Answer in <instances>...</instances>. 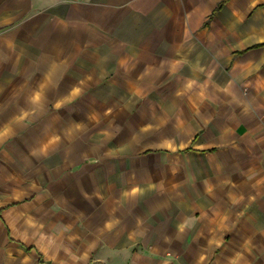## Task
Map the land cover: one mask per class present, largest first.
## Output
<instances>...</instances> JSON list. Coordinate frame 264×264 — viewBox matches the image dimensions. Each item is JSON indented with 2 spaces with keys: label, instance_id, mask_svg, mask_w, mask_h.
I'll use <instances>...</instances> for the list:
<instances>
[{
  "label": "crops",
  "instance_id": "1",
  "mask_svg": "<svg viewBox=\"0 0 264 264\" xmlns=\"http://www.w3.org/2000/svg\"><path fill=\"white\" fill-rule=\"evenodd\" d=\"M0 264H264V0H0Z\"/></svg>",
  "mask_w": 264,
  "mask_h": 264
}]
</instances>
